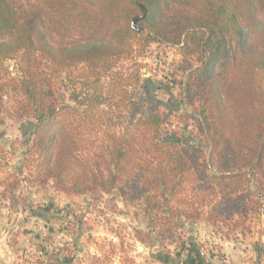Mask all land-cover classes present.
Wrapping results in <instances>:
<instances>
[{"label": "trees", "instance_id": "obj_1", "mask_svg": "<svg viewBox=\"0 0 264 264\" xmlns=\"http://www.w3.org/2000/svg\"><path fill=\"white\" fill-rule=\"evenodd\" d=\"M153 44L178 49L183 100L193 109L186 117L209 155L202 143L165 137L161 102L145 109L156 90L136 56ZM10 61L15 74L6 69ZM60 79L70 93L63 101ZM7 112L30 129L27 159L41 184L75 195L116 189L154 214L157 237L162 224L174 236L181 218H202L204 211L169 206L187 183L210 191L212 224L260 217L264 0H0V127ZM95 146L107 171L86 155ZM135 232L142 243L152 239Z\"/></svg>", "mask_w": 264, "mask_h": 264}, {"label": "rangeland", "instance_id": "obj_2", "mask_svg": "<svg viewBox=\"0 0 264 264\" xmlns=\"http://www.w3.org/2000/svg\"><path fill=\"white\" fill-rule=\"evenodd\" d=\"M136 58L143 66L149 90H156L153 103L145 109L156 107V101L163 104L160 111L166 119L162 127L165 137L176 135L184 143H202L209 155L205 136L197 123L186 117L193 109L183 100L186 75L178 49L153 44ZM5 66L15 74V61ZM66 83L57 80L61 101L70 97V93L65 94ZM24 125L26 121L7 112L0 127V264H164L161 260L169 264H264V209L253 220L237 218L231 224H212L206 216L210 191L193 189L187 183L170 199L169 206L190 213L204 211L202 218H181L174 236L162 224V234L157 237L151 227L154 214L143 204L126 203L116 189L75 195L54 187L53 182L41 184L39 172L28 163L30 129ZM96 147L86 155L93 168L98 164L107 171ZM135 177L136 172L129 171L125 180ZM128 187L119 184L126 192ZM136 230L150 233L156 245L147 247L152 239L145 236L142 243ZM193 250L199 252V260L194 254L188 258Z\"/></svg>", "mask_w": 264, "mask_h": 264}]
</instances>
